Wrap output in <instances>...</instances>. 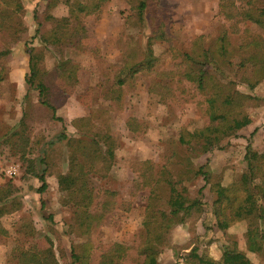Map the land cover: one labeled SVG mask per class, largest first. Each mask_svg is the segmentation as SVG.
Wrapping results in <instances>:
<instances>
[{"label":"rangeland","instance_id":"rangeland-1","mask_svg":"<svg viewBox=\"0 0 264 264\" xmlns=\"http://www.w3.org/2000/svg\"><path fill=\"white\" fill-rule=\"evenodd\" d=\"M19 1L25 32L3 59L0 138L22 120L25 141L23 148H14L0 140V186L13 188L10 197L0 203V264H20V253L43 236L53 240L60 264H72L70 245L77 248L85 241L76 229L73 209L62 203L65 192L58 189L57 181L58 175L67 171L72 144L56 136L64 132L71 140L77 137L80 132L71 121L79 117L91 120L93 132H108L113 138L112 164L105 175H94L93 183L115 190L118 203L90 236L94 245L91 264L111 242L128 246L121 264L141 263L145 238L141 222L146 205L168 211L169 180L178 190L184 189L187 200L197 197L201 188L202 205L165 222L169 227L157 244V264H212L221 258L224 245L243 252L252 264H264V221L257 222L262 249L252 252L246 244V222H235L222 231L212 213L213 186L238 180L246 167L247 143L264 151V81L249 91L244 83L235 86L253 96L245 107L253 121L224 148L193 157L178 143L181 127L193 130L207 120L201 94L185 79L179 80V74L185 69L183 53L197 36L203 35L207 46L228 27L229 22L218 14L219 0H145L141 16L135 0L133 4L106 0L98 14H78L81 27L77 28L74 20L66 27V31L88 36L91 44H48L39 39L35 29L38 21L42 22L41 32L52 26L42 19L46 11L53 17H68L72 3L89 4L92 0ZM51 1L55 5L48 8ZM252 5L261 8L264 0H252ZM250 30L264 38V30L258 26L252 25ZM161 32L166 40L152 44L156 56L152 70L135 74L123 86L120 106L104 98L124 55L133 52L135 59H141L148 37ZM231 36L233 44L240 41L238 34ZM26 47L33 48L38 77L47 86L43 99L54 106L55 116L62 121L53 119L52 111L41 104L38 90L25 82L29 74ZM65 60L77 67L76 75L69 79L57 68ZM226 73L231 74L229 70ZM129 117L145 120V133H131L125 124ZM201 165L210 173L208 182L193 174ZM9 166L15 167L14 173H6ZM41 174L47 184L43 191L37 177ZM144 182H150L155 191L150 192V185Z\"/></svg>","mask_w":264,"mask_h":264},{"label":"trees","instance_id":"trees-1","mask_svg":"<svg viewBox=\"0 0 264 264\" xmlns=\"http://www.w3.org/2000/svg\"><path fill=\"white\" fill-rule=\"evenodd\" d=\"M104 1L106 0H92L89 4L72 3L68 17H53L46 11L42 19L52 22V26L41 32L42 22L38 21L35 34L48 44H58L62 41L91 44L92 39L88 36L80 35L73 30L66 31V27L72 20L76 22L77 28L81 27L78 23V14H98ZM135 1L137 13L141 16L147 3L145 0ZM128 2L133 4L134 0ZM53 5L55 3L51 1L47 7L51 8ZM21 8L19 0H0V82L5 77L3 59L11 53V47L23 39L25 32V26L18 14ZM218 14L229 22L228 27L207 46L203 44L204 36H197L188 51L183 53L185 69L179 74V80L185 79L192 84L203 98L201 103L205 104L207 117L205 125L193 130H188L184 126L178 133V143L193 157L224 148L231 138L238 136L240 129L253 121L245 108L247 101L253 96L238 90L235 86L244 83L249 91L258 82L264 81V38L250 30L252 25L264 30V6L256 8L252 5V0H219ZM232 34L240 36V41L236 44L232 43ZM165 40L163 32L149 36L141 59H135L133 52L124 55V61L115 71L113 81L103 95L104 98L120 106L123 86L135 74L152 70L156 61L152 44ZM25 51L28 54L29 68L25 82L38 90L41 104L52 111L53 119L62 121V118L55 116L54 106L46 98L43 99L47 86L38 77L39 70L33 48L26 47ZM57 68L67 79L76 75L77 67L66 60L59 63ZM227 70L230 71V76L226 73ZM20 123L0 140L13 145L14 148L19 146L23 148L25 133L23 134L22 120ZM71 123L80 132L77 137L71 140L64 132L56 136V139L64 138L72 144L68 153L67 171L60 173L57 178L58 189L65 192L62 203L73 209L76 229L86 238L77 248L70 245L71 263L91 264L94 245L90 236L105 221L106 216L116 209L118 203L115 190L95 187L93 183L94 175L97 177L105 175L112 164L113 138L108 132H93L91 128L94 126L88 118H75ZM125 124L133 134H143L147 130L146 121L135 117L127 118ZM243 159L246 167L238 180L227 185L214 184L212 213L217 227L222 231L235 222H246L247 248L252 252H259L262 244L261 236L257 232V222L264 221V151H256L247 143ZM193 174L202 175L205 182H208L210 176L203 165ZM37 177L41 181L39 190L43 191L47 186L44 176L41 174ZM170 181H167L170 191L166 202L168 211L158 210L151 203L146 205V213L141 222L145 238L140 251L144 257L140 264H157V244L160 243L162 231H167L169 227L165 222L179 215L183 216L191 208H200L202 205L201 188L198 189L197 197L187 200L183 195L184 189L178 190ZM146 183L150 185L152 192L154 188H151V183L144 182ZM156 183L157 180H154V184ZM12 189L10 185L0 186V203L10 197ZM153 195L155 196L154 193ZM127 253V245L111 242L100 250L95 264H121ZM18 259L20 264H60L54 251V242L48 236L37 238L29 249L20 253ZM212 264L252 262L243 252L224 245L221 258Z\"/></svg>","mask_w":264,"mask_h":264},{"label":"built area","instance_id":"built-area-1","mask_svg":"<svg viewBox=\"0 0 264 264\" xmlns=\"http://www.w3.org/2000/svg\"><path fill=\"white\" fill-rule=\"evenodd\" d=\"M14 171H15V167H13V166H9V167L6 169V173H7V174H12V173H14Z\"/></svg>","mask_w":264,"mask_h":264}]
</instances>
